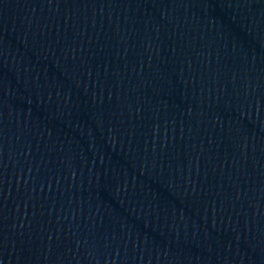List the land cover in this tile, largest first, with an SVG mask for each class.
<instances>
[{
	"label": "water",
	"instance_id": "1",
	"mask_svg": "<svg viewBox=\"0 0 264 264\" xmlns=\"http://www.w3.org/2000/svg\"><path fill=\"white\" fill-rule=\"evenodd\" d=\"M0 264H264V0H0Z\"/></svg>",
	"mask_w": 264,
	"mask_h": 264
}]
</instances>
